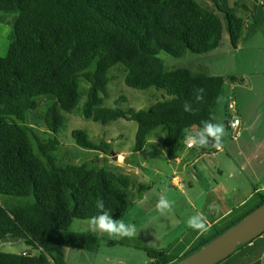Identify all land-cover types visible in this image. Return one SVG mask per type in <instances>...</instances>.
Segmentation results:
<instances>
[{
  "label": "trees",
  "instance_id": "obj_1",
  "mask_svg": "<svg viewBox=\"0 0 264 264\" xmlns=\"http://www.w3.org/2000/svg\"><path fill=\"white\" fill-rule=\"evenodd\" d=\"M263 4V0H254L251 6L231 0H0V13L15 16L12 43L7 56L0 57V242L11 238L27 247L17 253L0 251V264H68L64 253L68 247L98 251L101 240L91 232H73V223L96 215L98 198L118 219L133 206L129 190L141 194L148 189L103 167L59 166L57 137L65 126L64 112H73L85 96V119L102 125L121 119L137 122L134 153L144 149L152 132L164 127L162 143L168 158L174 159L184 146L186 129H199L210 113L218 122L225 85L244 84L246 79L198 74L187 67L168 71L160 53L174 58L207 55L220 49L225 28L232 47L238 49L246 29L264 34ZM119 63L125 67L127 86L165 90L168 98L148 110L105 107L109 72ZM81 83L87 86L83 93ZM197 87L204 88V101L194 105L195 114L185 113L182 105L194 99ZM40 99L53 100L43 117L46 139L27 122L28 114L40 108ZM89 138L84 130L72 132L80 148L111 154L109 144L98 145ZM254 201L201 236L176 261L164 251L143 249L155 264H175L256 211L264 204V194H257ZM262 236L217 264H251L247 262L251 257L245 260L240 253ZM119 244L124 243L108 242Z\"/></svg>",
  "mask_w": 264,
  "mask_h": 264
},
{
  "label": "crops",
  "instance_id": "obj_2",
  "mask_svg": "<svg viewBox=\"0 0 264 264\" xmlns=\"http://www.w3.org/2000/svg\"><path fill=\"white\" fill-rule=\"evenodd\" d=\"M251 48L258 49L253 53L257 62H243L240 69H219L220 66L206 71L194 69L198 74L242 76L246 79L244 84L231 83L223 88L217 118L225 127L222 147L211 152L207 148H187L184 143L174 159H169L166 154L169 160L183 166V172L187 176H173L170 180V191L162 184L158 188V194L152 192L151 186H146L148 189L138 194L140 199L137 202L144 205L134 204L127 214L118 218H123L125 223L135 224L137 235L133 238H117L91 232L89 229L72 230L80 233L91 232L101 240V247L96 252L66 248L64 253L68 264H155L144 247L164 251L170 259L176 261L185 256L201 236L206 234L200 235L189 229L185 224L188 216L197 211L205 213L210 224L207 233H210L223 226L245 205L254 203L257 194H264V48ZM230 49L232 48L226 52H231ZM232 101L236 105L235 110L228 109ZM236 118H239L240 126L238 136L234 138L233 129L230 125L228 129L227 121L231 122ZM146 145L138 153L142 154ZM124 157L126 158L125 155ZM129 163L128 170L132 165H138L143 171V164L132 160ZM217 175H220V181L217 180ZM139 180L141 183L143 178ZM142 183L146 185V182ZM151 194L157 196L152 202L149 200ZM160 195H166L175 202L173 211L163 216L155 209ZM179 199L185 201L187 206H179ZM209 204L217 205L219 212H210ZM112 240L124 244L108 245ZM260 253L262 255L257 257ZM240 255L245 260L251 257L252 260H247L248 263L264 264V236L251 243Z\"/></svg>",
  "mask_w": 264,
  "mask_h": 264
},
{
  "label": "rangeland",
  "instance_id": "obj_3",
  "mask_svg": "<svg viewBox=\"0 0 264 264\" xmlns=\"http://www.w3.org/2000/svg\"><path fill=\"white\" fill-rule=\"evenodd\" d=\"M205 2V0H200ZM210 0H207L209 2ZM232 2H245L249 6L254 3V0H231ZM3 17L4 20L1 18ZM15 16L0 13V57H6L10 43L13 38V20ZM2 20V21H1ZM230 37L227 29L225 28L223 34V41L220 49L212 51L207 55H193L187 53L184 57L174 58L167 55L165 52L160 53V57L166 62L168 71H172L178 68L187 67L189 69L208 70L210 68L237 70L243 62H257L253 53L257 51L256 48H264V34L259 30L246 29L244 31V39L239 45L238 49L232 47ZM231 52L228 51L229 48ZM257 57V56H256ZM264 69V67H263ZM125 67L120 63L110 70L109 75L111 77L109 83V92L105 99L104 106L113 108L116 105L123 110H129L131 108L135 110H148L158 100L167 99V93L165 90H159L156 88H150L148 90L136 89L126 85L125 83ZM87 86L81 83V91H85ZM83 95V94H82ZM125 98V102H118L119 98ZM86 97L82 96L80 102L73 112H64L65 126L62 132L58 135L60 142L59 150L57 154V164L59 166L81 165L89 164L94 167H103L115 174L131 175L130 178L133 182H139V179L143 178L142 182H146L144 186H151L152 192L158 194V188L163 184L164 188L170 191L171 178L173 176L186 177V173L183 172V166H178L175 161H171L166 157L165 149L162 144V140L165 138V128L160 127L152 132L146 149L141 153H134V144L136 139V132L138 124L135 121L116 120L108 125H102L95 123V121L85 119L83 115V108ZM41 106L38 110L28 114L27 122L29 126H32L40 134V137L46 139L49 137L48 129L44 124V114H46L49 104L51 105L53 100L43 99L41 100ZM84 130L89 135V139L96 144L102 143L109 144L112 148L110 155H105L101 152L94 150L82 149L76 145L72 139V132L74 130ZM185 152L184 149L182 151ZM191 154L194 153L190 152ZM126 156V158L124 157ZM126 159V161H124ZM139 162L143 164V171L138 165L131 166L128 170L129 161ZM190 170V169H189ZM128 171V172H126ZM138 172V174H137ZM148 177V178H147ZM217 180L220 181V175H217ZM187 182V181H186ZM174 190V189H173ZM130 195L133 199V205L139 204L140 197L139 190L130 189ZM157 198L154 194L149 196V200L152 202ZM184 199V198H183ZM0 203L3 204V199L0 198ZM185 207L187 203L185 201L178 200V205ZM144 205V204H139ZM130 209V208H129ZM128 212V211H127ZM127 214V213H126ZM128 216V215H127ZM88 220L75 221L71 230H87ZM14 239H7L4 242H0L1 252L17 253L21 250L27 249L25 245Z\"/></svg>",
  "mask_w": 264,
  "mask_h": 264
},
{
  "label": "clouds",
  "instance_id": "obj_4",
  "mask_svg": "<svg viewBox=\"0 0 264 264\" xmlns=\"http://www.w3.org/2000/svg\"><path fill=\"white\" fill-rule=\"evenodd\" d=\"M204 98V88H195L194 99L192 101L184 102L182 105L183 111L188 114H195L198 111V108L194 107V105L202 103ZM215 120L216 117L210 113L208 119L200 122L198 130L193 131L191 129H186L184 133V143L186 147L206 148L211 146L216 149L221 148L222 140L225 135V127L222 123L214 122ZM94 203L95 208L97 209V214L88 218L87 223L89 231L104 233L117 238H133L137 235L136 225L133 223H125L123 218H113L111 215L112 212L105 208V204L102 199L98 198ZM174 203L175 202L168 199L166 195H160L155 204V209L163 216L173 211ZM208 208L210 212H219V207L215 204H209ZM185 224L189 229L198 232L200 235H203L210 230L208 216L201 211H197L195 214L188 216Z\"/></svg>",
  "mask_w": 264,
  "mask_h": 264
},
{
  "label": "water",
  "instance_id": "obj_5",
  "mask_svg": "<svg viewBox=\"0 0 264 264\" xmlns=\"http://www.w3.org/2000/svg\"><path fill=\"white\" fill-rule=\"evenodd\" d=\"M264 1V0H263ZM264 5V4H263ZM264 234V204L252 211L237 225L230 227L195 254L175 264H217L232 256L239 246L249 243Z\"/></svg>",
  "mask_w": 264,
  "mask_h": 264
},
{
  "label": "built area",
  "instance_id": "obj_6",
  "mask_svg": "<svg viewBox=\"0 0 264 264\" xmlns=\"http://www.w3.org/2000/svg\"><path fill=\"white\" fill-rule=\"evenodd\" d=\"M230 109H235L234 102H232L230 104ZM239 126H240V120H239V118L233 119L230 122V127L233 129V132H234V138H237V136H238V128H239Z\"/></svg>",
  "mask_w": 264,
  "mask_h": 264
}]
</instances>
